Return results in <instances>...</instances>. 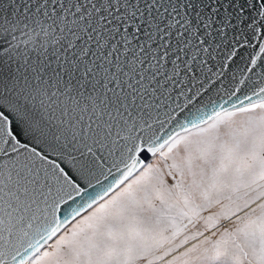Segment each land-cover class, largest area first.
Segmentation results:
<instances>
[{
    "label": "snow or ice",
    "instance_id": "snow-or-ice-1",
    "mask_svg": "<svg viewBox=\"0 0 264 264\" xmlns=\"http://www.w3.org/2000/svg\"><path fill=\"white\" fill-rule=\"evenodd\" d=\"M0 264H264V0H0Z\"/></svg>",
    "mask_w": 264,
    "mask_h": 264
}]
</instances>
